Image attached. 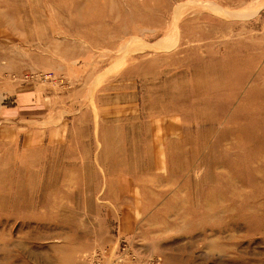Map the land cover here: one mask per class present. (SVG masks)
Here are the masks:
<instances>
[{
    "label": "rangeland",
    "instance_id": "1",
    "mask_svg": "<svg viewBox=\"0 0 264 264\" xmlns=\"http://www.w3.org/2000/svg\"><path fill=\"white\" fill-rule=\"evenodd\" d=\"M0 264H264V0H0Z\"/></svg>",
    "mask_w": 264,
    "mask_h": 264
},
{
    "label": "bare ground",
    "instance_id": "2",
    "mask_svg": "<svg viewBox=\"0 0 264 264\" xmlns=\"http://www.w3.org/2000/svg\"><path fill=\"white\" fill-rule=\"evenodd\" d=\"M197 2H198V1H197ZM197 2H196V3H197ZM181 4L183 5V3H181ZM182 5H181V6L179 5V6L175 9V11H174L175 16L180 12L181 7H183ZM256 12H257V11H256ZM175 20H176V19H175Z\"/></svg>",
    "mask_w": 264,
    "mask_h": 264
}]
</instances>
